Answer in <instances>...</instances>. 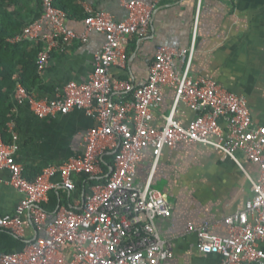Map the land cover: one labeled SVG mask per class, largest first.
<instances>
[{"label":"built area","instance_id":"1","mask_svg":"<svg viewBox=\"0 0 264 264\" xmlns=\"http://www.w3.org/2000/svg\"><path fill=\"white\" fill-rule=\"evenodd\" d=\"M160 2L126 1L129 14L124 21L85 5L86 30L80 35L66 25L67 13L55 6V0H42L43 15L17 38L43 42L37 58L40 74L62 44L87 42L94 30L105 35V42L95 54L89 79L69 82L56 99L37 98L22 85L16 90L18 104H28L40 118L80 109L97 123L84 134L78 154L63 164L47 166L34 180L16 160L18 135L7 143L0 133V169L9 172L0 184L23 194L14 214L0 215V229L24 237L28 216L37 232L35 241L23 250L0 252V264H161L173 257L172 245L163 240L157 228V219L170 217L173 212L168 194L154 187L151 179L145 186H138L136 176L146 148H152L157 166L164 148L180 143L215 148L224 159L237 162L251 183L252 197L244 208L225 218L230 226L228 235L212 234L207 225L189 224V231L198 236V248L220 255L221 264H264V125L254 121L247 98L213 78H191L194 47L186 68L179 72L176 59L186 57L188 50L161 46L149 78L141 86L111 75L113 66L127 65L123 40L150 34ZM42 25L49 31L41 36ZM164 86L175 88V104L164 116V127L157 128L152 124L154 110L163 101ZM180 105L196 112L189 124L176 117ZM10 126H15L13 121ZM240 153L259 167L256 174L246 171ZM107 155L113 156L111 163L106 161ZM80 175L97 182L82 204L76 208L60 206L50 220V212L44 207L50 192L76 190Z\"/></svg>","mask_w":264,"mask_h":264},{"label":"crops","instance_id":"2","mask_svg":"<svg viewBox=\"0 0 264 264\" xmlns=\"http://www.w3.org/2000/svg\"><path fill=\"white\" fill-rule=\"evenodd\" d=\"M126 1L129 0H77V14L67 15L65 23L82 35L86 30L85 5L124 21L129 14ZM143 1L152 3L154 0ZM48 31L49 27L42 25L40 35ZM104 42L105 35L94 30L87 42L73 40L62 44L53 52L47 70L40 74L43 87L34 95L56 99L63 95L69 82L87 81L94 71L95 54ZM161 46L188 50L186 57L176 59L179 72L186 68L194 47L191 78L210 77L228 90L245 96L254 121L264 125V0H161L150 34L145 38L131 35L123 40L127 65L113 66L111 75L141 86L148 80L150 66ZM162 91L163 101L154 110L152 123L157 128L164 127V116L173 111L176 97L174 87L164 86ZM195 116L196 112L184 105L176 112V117L184 124H189ZM19 119L16 160L32 178L47 166L63 164L70 156L78 154L84 134L97 123L80 109L67 115L40 118L28 104L22 106ZM239 159L246 171L258 172L259 167L243 153L239 154ZM155 161L152 148H146L136 183L143 187L151 179L154 187L168 194L173 207L170 217L157 219L161 237L173 249V257L161 264H221L220 255L207 254L198 248V236L189 231V224L207 225L215 235L229 234L230 226L225 218L243 209L252 197L251 183L243 168L229 158L224 159L215 148L198 143L166 147L157 166ZM8 177V170L0 169V179ZM90 180L80 175L76 178V190L51 191L44 204L50 212V220L60 206L76 208L82 204L90 192ZM22 197L14 187L0 184V215L14 214ZM25 226L24 237L0 229V252L21 251L35 241L36 228L28 216Z\"/></svg>","mask_w":264,"mask_h":264},{"label":"trees","instance_id":"3","mask_svg":"<svg viewBox=\"0 0 264 264\" xmlns=\"http://www.w3.org/2000/svg\"><path fill=\"white\" fill-rule=\"evenodd\" d=\"M55 6L69 16L76 15L79 10L77 0H55ZM43 13L42 0H0V133L7 143L13 142L15 135L19 137V114L23 105L15 98L18 86L22 85L29 94L43 87L37 67L43 42L41 39H17ZM12 121L13 127L10 126ZM112 159V155L106 156L107 162L111 163ZM106 170L109 169L106 167ZM37 176L28 177L34 180Z\"/></svg>","mask_w":264,"mask_h":264}]
</instances>
